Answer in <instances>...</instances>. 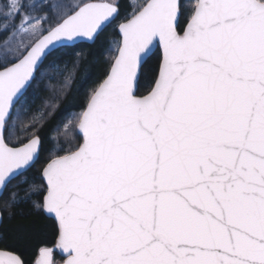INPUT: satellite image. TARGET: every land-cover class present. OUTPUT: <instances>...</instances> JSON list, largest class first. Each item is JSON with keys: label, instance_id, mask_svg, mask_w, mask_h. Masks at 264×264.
Masks as SVG:
<instances>
[{"label": "snow or ice", "instance_id": "1", "mask_svg": "<svg viewBox=\"0 0 264 264\" xmlns=\"http://www.w3.org/2000/svg\"><path fill=\"white\" fill-rule=\"evenodd\" d=\"M131 7L0 0V226L21 203L55 221L35 264H264V0ZM109 28L103 77L41 135Z\"/></svg>", "mask_w": 264, "mask_h": 264}, {"label": "trees", "instance_id": "2", "mask_svg": "<svg viewBox=\"0 0 264 264\" xmlns=\"http://www.w3.org/2000/svg\"><path fill=\"white\" fill-rule=\"evenodd\" d=\"M93 1V0H88ZM131 0H121L123 5L122 14L130 13L132 7L130 5ZM116 34L113 28H109L105 32V44L103 47L90 46L86 43L76 51L83 52L87 55V61L82 63L80 68L77 70L76 79L73 82L72 89L67 96L59 105L56 114L49 119V121L41 128V135H49V128L58 123L57 116H61L64 112L66 105H71V110L62 116V119H68L71 112L79 111L78 105H82L84 102L85 95L87 91L94 87L95 83L98 82L104 75L105 69L107 67L106 57L108 55V48L110 45L107 43L109 38H113ZM63 59L71 60L73 57L64 56ZM90 77V79H88ZM87 79V84L81 87V80ZM49 94L47 92H41V98L36 101L34 108L39 107L43 99ZM26 121V118H24ZM23 133V127L20 123L17 124V135ZM51 135H59L57 133H51ZM62 139V137H60ZM49 158L46 152L41 163H38L34 168H32L28 173L27 177L29 182L43 183L40 176V171L43 167L44 162ZM27 185H19V190L21 195L23 194V189ZM6 197H1L0 199V210L4 211L3 204ZM14 213L11 219H5L2 226H0V236L5 237V239L0 242V247L5 245H11L13 250H16L18 254H22L23 258L26 260L27 264H34V261L38 255V249L41 246H52L56 238V224L55 221L43 213L37 212L31 206V203H21L18 207L11 209ZM5 215H7L5 213Z\"/></svg>", "mask_w": 264, "mask_h": 264}, {"label": "rangeland", "instance_id": "3", "mask_svg": "<svg viewBox=\"0 0 264 264\" xmlns=\"http://www.w3.org/2000/svg\"><path fill=\"white\" fill-rule=\"evenodd\" d=\"M143 2H144V0H131L130 5H132L133 3L142 4Z\"/></svg>", "mask_w": 264, "mask_h": 264}, {"label": "water", "instance_id": "4", "mask_svg": "<svg viewBox=\"0 0 264 264\" xmlns=\"http://www.w3.org/2000/svg\"><path fill=\"white\" fill-rule=\"evenodd\" d=\"M89 2H98V0H93V1H89ZM87 44V43H86ZM0 199H1V197H0ZM0 212H1V210H0ZM48 217V216H47ZM50 218V217H49ZM38 258V255H37V257H36V259ZM36 259H35V261H36ZM35 261H34V264H35Z\"/></svg>", "mask_w": 264, "mask_h": 264}]
</instances>
